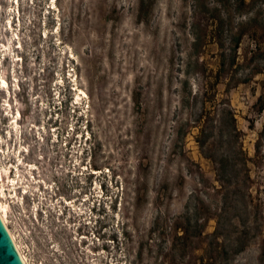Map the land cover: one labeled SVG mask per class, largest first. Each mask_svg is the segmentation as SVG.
Instances as JSON below:
<instances>
[{"label":"rangeland","instance_id":"obj_1","mask_svg":"<svg viewBox=\"0 0 264 264\" xmlns=\"http://www.w3.org/2000/svg\"><path fill=\"white\" fill-rule=\"evenodd\" d=\"M240 24L264 49V0H0V167L25 188L3 175L0 206L29 264H264V50L249 34L228 72L251 161L236 156L228 187L192 127Z\"/></svg>","mask_w":264,"mask_h":264},{"label":"trees","instance_id":"obj_2","mask_svg":"<svg viewBox=\"0 0 264 264\" xmlns=\"http://www.w3.org/2000/svg\"><path fill=\"white\" fill-rule=\"evenodd\" d=\"M236 1L244 4V0ZM244 26L245 24H240L235 33L231 35L227 54L220 53L217 70L210 74L212 90L208 91L203 88L201 93L202 109L194 121L195 126H192L198 130L197 135L194 136V141L198 146L199 153L214 165L216 180L221 187H228V184L235 177L233 167L237 155L241 156L242 165L245 167L247 162L251 161L243 151L242 133L237 129L235 111L230 102V91L238 84V81L234 79V74L231 71L228 72V70H232L234 66H240L238 64V49L244 36L248 34L251 36L255 48L254 56L260 55L264 49L261 48L263 43L256 31L247 33ZM193 46L196 51L201 50L203 47L202 37L196 35ZM220 85L224 87V90L221 97L217 98V88ZM255 106H258L256 111L258 114L264 112L262 97L258 98ZM223 147L225 149L221 150ZM254 152L257 158L264 155V128L255 142ZM261 152H263L262 155H260ZM196 228H198L196 236L201 237L204 233L205 224L197 221ZM177 229L182 232L181 235L177 236V239L185 240L189 237L186 228L177 227ZM212 235L216 237L217 232L215 231Z\"/></svg>","mask_w":264,"mask_h":264},{"label":"bare ground","instance_id":"obj_3","mask_svg":"<svg viewBox=\"0 0 264 264\" xmlns=\"http://www.w3.org/2000/svg\"><path fill=\"white\" fill-rule=\"evenodd\" d=\"M4 48H5V46H4ZM6 52H7V50L4 49V50L1 52V54H5ZM8 53H9V55H10V51H8ZM9 55H8V56H9ZM0 59H1V57H0ZM4 86H6V82H5V80H4L2 77H0V88H4ZM4 93H5V96H6V92H4ZM5 96H4V97H5ZM73 99H74V103H75V102H78V101H79V95L74 96ZM10 172H11V171H10ZM10 172H9L5 167H0V181H1V182H4V181H5V179H4V177H3V175H5V176H6V179H7V181H8V183H10V186H11V185L13 186L14 183H15V185H17L16 187H14V189H13V191H12V194H14V195L16 196V190H15V189L19 187V188H20V189H19L20 195H22L23 192H24L23 190H24L25 188H23V187H21V186L19 185V180H17V179L15 178V176L12 178L11 175H9ZM11 178H12V179H11ZM0 222H1L2 226L4 227V229H5L7 235H8V237H9V239H10V242H11V244H12V246H13V248H14L16 254H17V256L19 257L21 264H29V263L27 262L26 258L24 257V255H23V253H22V251H21L20 246L17 244V242H16V240H15L13 234L11 233V231H10L9 228H8V225H7V219H6V208H5L3 205L0 206Z\"/></svg>","mask_w":264,"mask_h":264},{"label":"water","instance_id":"obj_4","mask_svg":"<svg viewBox=\"0 0 264 264\" xmlns=\"http://www.w3.org/2000/svg\"><path fill=\"white\" fill-rule=\"evenodd\" d=\"M0 264H21L10 239L0 222Z\"/></svg>","mask_w":264,"mask_h":264}]
</instances>
